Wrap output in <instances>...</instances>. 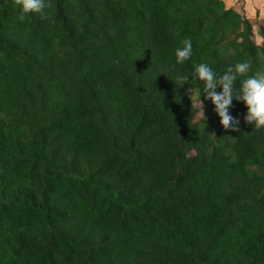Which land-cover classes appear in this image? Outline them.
Wrapping results in <instances>:
<instances>
[{
	"label": "trees",
	"instance_id": "trees-1",
	"mask_svg": "<svg viewBox=\"0 0 264 264\" xmlns=\"http://www.w3.org/2000/svg\"><path fill=\"white\" fill-rule=\"evenodd\" d=\"M46 3L20 22L0 0V264H264V128L233 100L239 131L213 137L186 96L214 106L201 63L264 73V18L226 0Z\"/></svg>",
	"mask_w": 264,
	"mask_h": 264
},
{
	"label": "clouds",
	"instance_id": "clouds-1",
	"mask_svg": "<svg viewBox=\"0 0 264 264\" xmlns=\"http://www.w3.org/2000/svg\"><path fill=\"white\" fill-rule=\"evenodd\" d=\"M13 6L18 9L17 20L20 22H23L26 16L32 13L39 14L42 19H48L45 9L49 5L46 0H13ZM191 55L192 42L185 39L183 47L177 48L175 51V63L178 65L183 64L190 59ZM249 71L250 65L246 62L229 66L219 76L207 64L201 63L195 67V78L203 83L204 99L212 102L214 111L220 118L219 122L225 130L239 131V119L234 118L229 112V109L233 106V100L243 102L247 108L244 115V121L247 124L254 125L257 130L264 128V73L248 76ZM245 76L247 78L241 80L240 86L237 88V79ZM182 79L184 83H187L188 77ZM217 89H221V91L218 92ZM200 106L204 116L201 99Z\"/></svg>",
	"mask_w": 264,
	"mask_h": 264
},
{
	"label": "rangeland",
	"instance_id": "rangeland-1",
	"mask_svg": "<svg viewBox=\"0 0 264 264\" xmlns=\"http://www.w3.org/2000/svg\"><path fill=\"white\" fill-rule=\"evenodd\" d=\"M258 41L259 39L255 37V42ZM186 96L193 103L194 107L197 109V115L194 121L199 125L203 126L211 136L216 137L218 130L222 127V125L219 122V116L214 111V106L210 104H206L201 100L203 103L204 116L202 115L199 91L195 84H191L190 86H188L186 90Z\"/></svg>",
	"mask_w": 264,
	"mask_h": 264
},
{
	"label": "crops",
	"instance_id": "crops-1",
	"mask_svg": "<svg viewBox=\"0 0 264 264\" xmlns=\"http://www.w3.org/2000/svg\"><path fill=\"white\" fill-rule=\"evenodd\" d=\"M227 7H234L245 11L248 17L264 18V0H226Z\"/></svg>",
	"mask_w": 264,
	"mask_h": 264
}]
</instances>
